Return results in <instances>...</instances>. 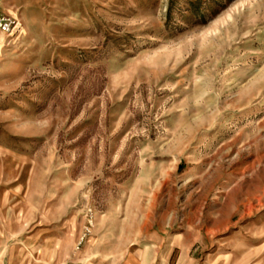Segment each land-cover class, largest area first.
Segmentation results:
<instances>
[{"label":"rangeland","instance_id":"1","mask_svg":"<svg viewBox=\"0 0 264 264\" xmlns=\"http://www.w3.org/2000/svg\"><path fill=\"white\" fill-rule=\"evenodd\" d=\"M0 264H264V0H0Z\"/></svg>","mask_w":264,"mask_h":264},{"label":"built area","instance_id":"2","mask_svg":"<svg viewBox=\"0 0 264 264\" xmlns=\"http://www.w3.org/2000/svg\"><path fill=\"white\" fill-rule=\"evenodd\" d=\"M16 22L11 17L0 19V29L4 32H11L15 29Z\"/></svg>","mask_w":264,"mask_h":264}]
</instances>
